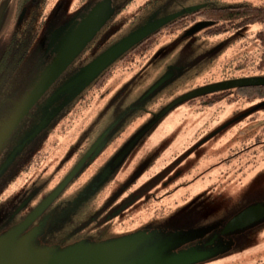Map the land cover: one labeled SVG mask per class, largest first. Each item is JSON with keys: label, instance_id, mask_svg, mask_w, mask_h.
<instances>
[{"label": "flooded vegetation", "instance_id": "obj_1", "mask_svg": "<svg viewBox=\"0 0 264 264\" xmlns=\"http://www.w3.org/2000/svg\"><path fill=\"white\" fill-rule=\"evenodd\" d=\"M16 1L0 0V9L4 10L0 12V231L1 229H10L11 226L21 227L23 223L31 218L29 225L26 227V232L33 235L32 245L34 247H46L48 251H51L45 253L41 261L47 264L58 263L61 260L60 253L62 252H52L53 249L56 248L64 251V249L71 248V246H79L85 247V249H89V252H91L99 247L106 248L105 243L107 241H103V239L108 233L113 232L114 227L118 226L121 229L123 222L128 219H124L122 214L127 208L131 209V203L135 202L138 198L130 196L118 200L119 196L123 194L122 192L115 198H111L108 203L111 189L109 188L105 193H101L98 191L97 185L93 184V180L98 177L97 175L102 174L101 172H103L105 165H98V158L90 155L89 151L102 136L110 138L108 145L117 140L121 141L124 136L126 137L128 131L132 128V126L126 127L127 117L129 115H137V120L143 118V115L149 113L150 110L146 108V103L144 105L141 104L143 102H149L152 98L149 96L145 97L149 94L147 93L141 98L136 99L140 100L138 105L125 107L121 110L122 114L118 113V111L120 112L121 107L119 105H121L123 98L115 90L122 83H114L117 79H113L110 82L109 80L112 78L111 72L113 69L118 68V64L121 63L123 57L120 55L102 67L103 69L94 76V82L98 79L102 81L105 75L110 77L108 80L110 85L108 82L105 84V88L107 87L106 90L97 91V93H100L96 98L97 108L94 113L99 120L94 122V118L92 117V129L100 131L96 134L93 133V137H96V139L90 136L87 137L88 135L85 136L80 131L78 134L79 139L71 143L67 148L61 149L57 144H48L50 140L53 142L51 138H54L55 134L53 132L49 133L52 130L48 129L49 123L46 124L40 120L42 108L56 94L62 93L61 90L71 83H74L82 72L84 73L106 52L113 49L118 42L125 41L128 35L123 37L119 36L118 38L120 39L117 42L110 43L103 50L96 52L86 62L81 61L76 63V61H72L67 65V60L79 49L87 33H82L73 48L71 47L72 49L70 48L67 52L63 53L61 60L57 61L58 56L61 54V50L57 48L58 41L62 43L64 38L65 30L62 26H65L63 22L67 16L66 11L69 7L76 9L78 5L83 4L86 0H56L54 2L50 0L49 3H46V0H40V4L36 9H31L30 14L27 13V8H25L27 3L19 8L16 5L18 4ZM135 1L121 0L119 9L112 17L115 18L119 15L118 13L127 11L128 3ZM148 2L154 6L152 12L154 15H157L158 19L153 24L163 23L162 27H159L153 36H157V34H161L163 31L165 32V30L169 29L172 32L168 34L175 36L174 23L181 20H186L185 23L188 22L191 24L189 29L181 33L183 35L179 38V41L182 40L183 43L178 44L183 49L181 55L186 52L189 53L188 59L190 63L194 60L195 56V42L214 38L217 34L225 35L234 32L229 30L221 31V29L223 30L221 26L223 24H229L230 22L239 23L243 19L241 16L242 12H245L247 9L259 7L263 4L264 0H245L226 6L220 5L221 0H148ZM8 3L9 6L7 5ZM143 8L147 9L145 5ZM231 11H236L237 16L227 18L228 12ZM136 18L137 15L134 17L132 15L128 23H134ZM198 23L208 24L209 26L196 33L189 34V30ZM246 26L248 25L237 28L235 31ZM260 28L261 25H259L254 35L255 46L257 45L256 37ZM107 35L108 29L105 28L99 39L93 40V45L88 48L92 49L96 47L95 50L97 51L99 42ZM191 38L193 39L191 40ZM174 39L175 37H173L172 42ZM139 46L136 48L138 49ZM169 46L171 48L176 47L172 43L166 47ZM160 47L161 44L157 46L158 53L166 48ZM86 49L83 52H86ZM79 58L83 60L85 54L79 55ZM78 64L82 65L77 66ZM142 64L143 61L138 63V65L135 64V67L138 68ZM52 68L59 69H56L50 75V83L43 82L42 79L50 73ZM108 68H110V71ZM141 68L143 67L141 66ZM76 69L78 72L73 74V71ZM229 81H235V78L224 79L219 81V83ZM98 83V86H100V82ZM131 84H133L132 76L129 78V82H125L124 88L128 90ZM79 85V83H75L72 86L74 93L77 91L76 88ZM259 87L264 88V86L244 88ZM198 89H201V87ZM127 90L124 93V98L128 96ZM38 91L41 94L39 95L36 106L21 118V105L29 102L32 99H30V96L33 93L36 94ZM69 92L72 93V91ZM221 92L225 91L222 90L217 93ZM80 95L78 94L75 97L72 103L73 107L77 104V98ZM183 96L174 101L172 100L173 102L170 106L184 101L180 100ZM203 96L205 95L195 98H199L201 103L204 102L205 105L202 104L203 106H208L212 96ZM259 98L264 100V98ZM223 99L228 102H246L253 101L256 98L250 100L245 97H235L232 95ZM152 101L153 103L155 102L154 100ZM25 105H28V103ZM166 109L167 107L157 117L165 113ZM8 121L9 123L6 127L5 125ZM60 122L54 121L53 125H56V123L59 124ZM60 124L68 125L64 121ZM103 130L107 132L106 135L103 133ZM260 130H262L261 126L259 130L254 127L250 129L245 127L241 128L242 135L238 134V143L234 149L232 148L233 141L225 143L223 147L216 145L208 146L209 138H207L204 144H201L199 147H193L191 150L197 151L205 149L206 153L202 157L196 158L195 164L190 165V167H185L186 169L189 168L188 171L180 175H178V170H174V167L179 164L174 162L178 157L172 161L166 159L164 161L156 160L152 167L156 168V173L161 171L158 176L160 178L159 181H162L163 188L159 193V197L157 195L150 197L149 200L152 201L149 206L143 207V211L147 212L151 210L153 213L151 219H163L164 215L171 214L173 210L178 209L174 208L178 203H182L180 207L186 206L195 200L201 201L206 206L219 204L229 186L234 184L236 180L239 181L238 178L233 177V172H236L234 170L235 160L239 158V155L249 150V145L254 141L253 137H258ZM201 132H204V130H201ZM68 133L74 132H70L69 130ZM60 135V140H62L63 136L62 134ZM242 139L243 142L247 141L249 144L241 146ZM258 142L264 144V141ZM258 142H254V144ZM129 143L130 145L127 146ZM134 144L135 138L133 136L130 142L127 138L121 145V148L128 149L130 146L133 147ZM217 147L220 149H217ZM225 148L227 149V154H225ZM219 152L223 153V156ZM84 158L85 162L82 163V159ZM172 158L174 157L172 156ZM214 158L216 159L213 160ZM171 163L174 166H168ZM92 168L96 171V174L90 179L87 170ZM98 168L103 170L99 171L97 170ZM167 168L169 170L165 172ZM107 178H112V176H107ZM170 184H173L174 188L167 190ZM192 185L194 186L193 189L190 188ZM196 186L201 189L200 192L194 194L197 190L195 189ZM174 192H179L176 195L179 200L173 196L172 206L164 204L158 207L155 204L156 201L162 200L167 196L171 198L170 196ZM131 217L130 215L129 218ZM136 217L142 218L141 215ZM10 224L12 225L10 226ZM262 227L258 226L263 233L264 226ZM177 242L179 241H140L130 242V244L147 248L149 255H159L162 245L175 249ZM115 243L120 244L121 242ZM208 243V241H205L203 244L207 245ZM187 245L182 250L191 247L192 242H187ZM232 246L234 249V245ZM220 252L222 254H218L215 257L202 259L203 261L199 264H264L263 256L239 257L235 253L233 255L230 254L234 251L226 253L224 251ZM27 255L30 257V263L37 262L35 255ZM52 258L54 259L51 260ZM155 258L159 259V256Z\"/></svg>", "mask_w": 264, "mask_h": 264}, {"label": "rangeland", "instance_id": "obj_2", "mask_svg": "<svg viewBox=\"0 0 264 264\" xmlns=\"http://www.w3.org/2000/svg\"><path fill=\"white\" fill-rule=\"evenodd\" d=\"M243 1L245 0H221L220 5L226 6ZM120 5L121 0L116 2L115 0H86L83 4L78 5L76 9L69 7L66 11L68 18L65 17L63 22L65 26H62L65 30L64 38L62 43L58 41L57 48L61 50V54L58 56L57 61L61 60L63 53L71 47L73 48L84 32L87 33L86 37L79 49L67 60V65L72 61H76V63L86 62L96 52L103 50L110 43L117 42L120 39L119 36L130 35L133 31L147 27L158 20L157 15L152 12L154 6L150 5L148 0H136L133 3H128L127 11L120 12L117 17L113 18L112 15L117 12ZM144 5L147 9L143 8ZM132 15L133 17L137 15V18L134 23L129 24L128 21ZM105 28L108 29V35L99 42L98 50H95L96 47L89 49L88 47L93 45V40L99 39ZM258 28L259 24H251L237 31L235 29L231 30L234 32L225 35L217 34L214 38L195 42V56L190 63L189 53L186 52L181 55L183 49L181 45H178L183 43L182 40L179 41L183 34L177 33L175 36L165 34L145 54L141 65L143 68L141 66L136 68V63H133L128 65L118 64L122 67L118 66V68L113 69L111 72L112 78L109 82L117 79L114 83H122L115 90L123 98L121 105H119L121 107L120 111L123 107L138 105L140 100L136 99L147 93H150V95L145 97L149 96L152 99L141 104L146 103V108L150 112L144 114L140 120H137V115H129L126 127L132 126L131 132L126 137L124 136L121 141L117 140L110 144L104 154L98 157V165L101 166L102 164L108 168L110 158L113 157L115 160L118 153L121 154V145L127 138L130 142L134 136L135 144L133 147L130 146L126 149L127 156L124 155L123 161L115 164L110 172L99 174L93 180V184L97 185L99 192L105 193L106 190L111 189L108 203L111 198H115L122 192L123 194L119 196L118 200L130 196L138 198L131 203V209L127 208L122 214L124 219H128L123 222L121 229L118 226L114 227L113 232L108 233L103 241L192 242L191 248L187 250L169 252L164 255L166 258H175L179 264L201 262L200 259L217 256L221 253L220 251H234L230 254L235 253L239 257H264V244L260 240L261 237L264 239V234L258 228V226H264V220L245 230L220 236L213 245L203 247V243L216 232L220 233L228 218L243 206L264 205V144L258 142L264 141V100L256 98L253 101L228 102L225 99H220L211 105L203 106L201 100L195 98L180 101V103L170 106L175 99L200 87L218 84L219 81L224 79H264V71H259L253 66L255 61L251 66V61L254 60L257 54L259 55V47L254 45V35ZM173 37L175 39L172 42ZM171 43L176 47H166ZM160 44V48H166L158 53L157 46ZM85 49L87 51L83 52ZM83 53L85 58L81 60L79 55ZM139 60L141 59L137 57V64ZM81 65L78 64L77 66ZM56 69L59 68H52L42 81L50 83V75ZM77 69L73 71V74L78 72ZM131 76L133 84L127 90L124 88V84L129 82ZM83 83L87 82L84 81ZM106 88H103L102 91H105ZM126 90L128 96L124 98ZM152 100L155 102L153 103ZM165 107H167L165 113L157 117L164 112ZM96 108L95 99L90 104L89 113L85 115L84 119L78 121V124L72 122L70 127L66 125L58 126L54 138H51L53 142L50 140L48 144H57L61 149L67 148L79 139L78 134L80 131L85 136L88 135L87 137L90 136L96 139V137H93V133L96 134L100 131L88 127V123L92 124V117ZM65 122L70 124L67 121ZM260 126L262 130L259 131L258 137H253L252 146L250 144L249 150L239 155V158L235 160L234 170L236 172H233V177L238 178L239 181L236 180L229 189L230 205L221 207L219 203L211 207L213 210L205 211L192 202L182 207H180L182 203H178L174 207L178 209L173 210L171 214L164 215L163 219H151L153 217L152 211H143V207L150 205L152 201L149 200L150 197L155 195L159 197V193L163 188L162 181H159L158 176L161 171L156 173V168L152 167L156 160L164 161L166 159L172 161V159L178 157L175 161L178 162L180 159V163L174 167V170L179 169L178 175H180L189 169L183 170V167H190L196 162V158L191 155L192 148L204 144L207 138H209L208 146L223 147L225 143L233 141L232 148L234 149L238 143V134L242 135L241 128L250 129L254 127L259 130ZM69 130L74 133H68ZM201 130H204V132L200 133ZM60 134L63 136L62 140H60ZM254 142L258 143L254 144ZM247 144H249L247 141L243 142V139L241 140V146ZM129 145L130 143L127 146ZM217 149L220 148L217 147ZM193 153L202 157L206 152L204 149L200 153L199 151ZM220 154L223 156V153ZM225 154H227L226 148ZM168 166L172 167L174 164L171 163ZM97 170L101 171L100 168ZM87 173L91 179L95 176L96 171L92 168L88 169ZM110 175L112 178H107ZM173 188L174 185L170 184L167 190ZM190 188L193 189L194 186L192 185ZM195 189L197 190L194 194L200 192L201 188L196 186ZM178 193L174 192L170 196L171 198L167 196L156 201L155 204L158 207L164 204L172 206L173 196L178 199L176 196ZM130 215L131 218H129ZM139 215L142 218L136 217ZM232 245H234V249Z\"/></svg>", "mask_w": 264, "mask_h": 264}, {"label": "water", "instance_id": "obj_3", "mask_svg": "<svg viewBox=\"0 0 264 264\" xmlns=\"http://www.w3.org/2000/svg\"><path fill=\"white\" fill-rule=\"evenodd\" d=\"M162 22L151 24L138 30L136 33L132 34L131 37L127 38L125 41L119 43L113 49L106 52L97 62L91 65L83 74L71 83L69 86L65 87L61 92H64L68 87H72L75 83L78 84L86 79H92L99 73L105 65L113 61L115 58L120 56L131 49L134 45L139 44L148 35L154 33L159 27L162 26ZM209 26L208 24L198 23L189 30V34L196 33ZM252 86H264V79H244L235 80L224 83H218L210 86L203 87L198 90H194L186 95H184L180 100L192 99L197 96L208 95L211 93H217L222 90H232L237 88L252 87ZM126 149H124L116 160L115 164H119L123 161L124 155H126ZM264 220V205L255 204L252 206H247L232 217L228 218V221L221 228V232H216L207 240L209 243L207 245L203 244V247L213 245L220 236L234 234L240 230H245L246 228L259 223ZM24 229L17 227L16 230L6 232L0 235V264H47L43 263L41 260L44 258V254L51 252L47 248L34 247L32 245L33 235L29 234L22 236ZM160 242L151 240H139V241H107L105 243L106 248L99 247L95 250L89 252V249L79 246H71V248H66L64 251L61 249H53L52 252H62L60 253V262L50 263V264H179L175 258H166L165 254L169 252L182 251L187 245V241H179L174 248H169L168 246H161L160 253L149 255L147 248L139 247L138 245H131L130 242ZM115 242H121L117 244ZM163 242V241H161ZM175 242V241H174ZM124 243V244H122ZM187 247L185 250H187ZM111 251V252H110ZM152 251V250H150ZM225 253L227 251H224ZM27 254H33L37 257L36 263H30V257ZM59 254V255H60ZM107 254V255H106ZM222 254V253H219ZM58 255V256H59ZM106 256V257H105ZM159 256V259H154V257ZM34 257V256H33ZM215 257V256H214ZM91 258V259H90ZM52 258L51 260H53ZM57 259V258H56ZM204 259V258H203ZM202 260V259H200ZM94 261V262H92ZM203 261V260H202ZM201 261V262H202ZM187 263V264H199Z\"/></svg>", "mask_w": 264, "mask_h": 264}, {"label": "trees", "instance_id": "obj_4", "mask_svg": "<svg viewBox=\"0 0 264 264\" xmlns=\"http://www.w3.org/2000/svg\"><path fill=\"white\" fill-rule=\"evenodd\" d=\"M17 0L16 2L18 4V7H22V5H25L27 3V5L25 6V8H27V13L30 14L31 9H36L37 6L40 4V0ZM44 1V0H43ZM50 0H46V3H49ZM56 0H53V2ZM84 1V0H83ZM29 2V3H28ZM9 6V3L7 4ZM15 7V6H14ZM17 9V8H15ZM3 9H0V12H3ZM28 14V16H29ZM237 16V12L236 11H231L228 12L227 14V18H233ZM241 16L243 17L242 21H240L239 23H233L230 22L229 24H223L221 27H223V30L221 29V31H231L232 29H237L240 28L242 26L245 25H250V24H259L261 25V28L258 30L259 33H257V45L259 47V55L257 54V56L254 58V60L251 61V66L254 64L255 61V65H253L257 70L259 71H264V2L262 5H260L259 7H255L252 9H247L245 10V12H242ZM28 20V19H27ZM186 20H181L178 22H175L173 25L175 26V34L177 33H184L187 29H189V27L191 26L190 23H185ZM220 27V28H221ZM218 31V32H221ZM172 32L170 29L169 30H165V32L163 31L161 34H157V36H152L151 38H148L147 40H145L140 46L139 48L135 50H131L130 52H128L127 54H125L123 56V58L121 59V63L120 64H133L136 63V58L139 57L141 60H139L138 63H141V61H143V57L145 56V54L148 53L149 50H151V48H153L157 41L163 36V35H169L168 33ZM216 32V33H218ZM165 33V34H164ZM108 70L110 71V68H108ZM83 73V72H82ZM81 73V74H82ZM108 76V75H107ZM105 75L104 79L102 81L95 80L96 82H94V80L88 82V84H80L77 89V91L74 93V88H67L64 92L60 93V94H56L54 96L53 99H51L48 104L42 108V113L40 114V120L44 121V123L48 124V129H52L51 131H49V133L53 132L55 134V130L58 126H60L61 122H69L70 124H68L67 126L70 127L72 122H75V124H78V121H81L82 119L85 118V115H88L89 113V107L90 104L93 103V101L99 96V93H97V91L102 90L103 88H105V84L108 82L110 77H107ZM98 82H100V86H98ZM110 85V83H109ZM98 86V88H97ZM41 91V89H40ZM38 91L36 94L33 93L32 96H30V101L23 103L20 107V116L21 118H23L29 110H31L34 106H36L37 100L39 99V95L41 94V92ZM69 91H72V93H70ZM81 94L77 99L78 102L77 104L73 107L72 103L75 99V97ZM235 96V97H245L248 98L250 100L254 99V98H264V88L263 87H259V88H244V89H235V90H231V91H225V92H221V93H215V94H211L208 96H203V97H211V100H213L214 102L220 99H223L227 96ZM210 101V103H208V105L214 103L213 101ZM205 101V100H204ZM28 105H25L27 104ZM203 105L204 102L202 103ZM207 104V103H206ZM77 107H81V108H77ZM84 108V109H83ZM89 109V110H88ZM123 109V108H122ZM71 112V113H70ZM70 113V114H69ZM118 113H121V111ZM122 114V113H121ZM93 118H94V122L99 120V118L96 117V114L93 113ZM55 116V117H54ZM14 118V117H13ZM12 118V119H13ZM16 119V118H15ZM11 120V119H10ZM53 120V121H52ZM16 121V120H15ZM54 121H61L59 124L56 123V125H53ZM9 121L6 123V127L8 126ZM79 126V125H78ZM5 127V128H6ZM51 127V128H50ZM88 127H91V129L93 128V125L88 123ZM54 129V130H53ZM131 130L128 131V133H130ZM103 133L106 135L107 132L103 130ZM110 141V138H106L105 136H102L98 141H96V143L91 147L89 154L95 157H99L101 155L104 154V151L107 149L108 146V142ZM120 151L122 152V148H120ZM199 151V153L202 151ZM196 151H191V155L194 158H199V154L196 155L195 153ZM118 153V151H117ZM120 153H118V155L116 156L115 160L113 159V157L110 158L109 162V167L107 168L106 166H104V170L101 169V171L103 170V172H101L102 174L105 172H110V170L113 169V167L115 166V162L118 159ZM184 158V155H183ZM173 160V159H172ZM85 162V158L82 159V163ZM176 162V161H174ZM176 163H180V159L178 160V162ZM169 169L167 168L165 170V172H167ZM179 170V169H177ZM183 170H187L186 168L183 167ZM101 174V175H102ZM232 185L229 186V188L227 189V191L223 194V198L220 200V206L221 207H227L228 205L231 204V200L229 199V189L231 188ZM192 203L197 204L201 207L202 210H210L212 209V206H206L204 205L201 201H192ZM201 204V205H200ZM247 205L243 206L241 209L245 208ZM240 209V210H241ZM213 210V209H212ZM238 210V211H240ZM238 211H236L235 213H233L230 217H232L234 214H236ZM229 217V218H230ZM31 221V218L29 220H27L25 223H23V225L20 228H23L24 231L22 233V236H26L29 235L30 233L26 232V227L29 225ZM12 224H10L11 226ZM17 227H10V229H6V230H2L0 231V235L4 234L6 232L9 231H13L16 230ZM264 233V231H263ZM261 242L264 244V239H262V237L260 238ZM264 254V253H263Z\"/></svg>", "mask_w": 264, "mask_h": 264}]
</instances>
